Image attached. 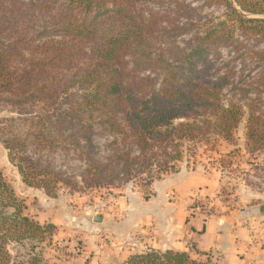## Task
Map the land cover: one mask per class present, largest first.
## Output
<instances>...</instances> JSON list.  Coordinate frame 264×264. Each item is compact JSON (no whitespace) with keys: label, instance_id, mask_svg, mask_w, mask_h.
Wrapping results in <instances>:
<instances>
[{"label":"trees","instance_id":"trees-1","mask_svg":"<svg viewBox=\"0 0 264 264\" xmlns=\"http://www.w3.org/2000/svg\"><path fill=\"white\" fill-rule=\"evenodd\" d=\"M148 1L0 0V106L17 114L0 118V137L26 185L50 197L62 186L78 189L77 177L55 159L59 152L71 151L84 163V187L126 183L139 175L151 184L178 171L177 163L185 153L196 156L199 144L234 140L243 121L246 152L264 153L259 97L243 103L237 99V93L248 97L250 91L261 96V80L242 86L233 80L232 66L225 72L215 67L219 46L240 51L250 40L264 41V0H215L225 5L224 18L190 22L191 41H184L183 48L175 44L178 34L169 31L186 29L172 15L179 7L178 15L190 18L191 9L176 1V10L145 15ZM37 9L47 13V19L35 14ZM40 21L47 30L39 31ZM161 23L165 26L159 27ZM40 35L56 38L47 41ZM161 35L166 48L158 51ZM81 45L88 48L78 58ZM259 56L264 80V50ZM61 63L67 64L69 81L53 84ZM143 71L158 80L140 77ZM231 87L238 91L227 98ZM72 89L77 94L69 110L57 105ZM98 127L120 137L106 160L99 158L94 141ZM217 162L222 171L233 169L231 160ZM258 170L264 171V165L252 164L254 176ZM244 172L245 184L255 187L250 172ZM27 209L0 170V264H48L43 248L58 228L34 219ZM124 264L217 263L198 261L184 250L149 248L130 255Z\"/></svg>","mask_w":264,"mask_h":264},{"label":"rangeland","instance_id":"rangeland-1","mask_svg":"<svg viewBox=\"0 0 264 264\" xmlns=\"http://www.w3.org/2000/svg\"><path fill=\"white\" fill-rule=\"evenodd\" d=\"M176 1L183 2L192 11V16L178 15ZM145 15L157 13L162 16L168 9L177 11L172 18L177 19L176 24L186 31L172 30L175 44L183 48L184 41H191L192 32L188 30L189 23L217 22L225 16V5L215 0H150L144 4ZM39 17L47 19L48 14L34 11ZM200 22V23H201ZM39 31L43 32L42 21L38 23ZM165 26L161 23L159 27ZM54 34V33H53ZM64 38L62 33H57ZM237 35V33H236ZM53 35L38 38L49 41ZM53 38H56L53 36ZM158 51L165 49V40L161 37L156 41ZM86 44V43H82ZM88 46L81 45L77 50L78 58H82V49ZM264 41L250 40L243 43L239 51L228 45L219 46L220 56L215 64L221 72L232 66L235 83L257 85L261 80V96L256 91H250L248 97L231 87L227 89V98H233V90L241 103L248 98L259 97L258 103L264 111V80L259 76L263 70L261 56ZM127 58V62H128ZM128 70L131 65L128 62ZM65 66V67H64ZM67 64L61 63L55 70L52 83L60 80L69 81ZM72 71V70H70ZM140 77L150 75L155 81L158 76L143 71ZM264 75V74H263ZM158 87V83L155 82ZM75 89L67 92V98L59 99L60 107L69 110ZM249 100V99H248ZM17 116L11 113L6 106H0V118ZM245 121L235 132L234 140L214 139L211 144H199L196 156L185 153L177 163L178 171L171 172L146 184L144 175L130 182H114L110 186L84 187L80 174L84 163L79 155L73 151L63 154L59 152L55 159L67 172L76 176L80 187L72 190L62 186L56 197L48 196L44 190L26 185L15 166L10 162L8 151L5 149L0 137V170L6 180L15 189L17 195L23 198L28 205L26 213L41 223L53 222L58 230L43 248V258L48 264H124L127 258L135 253L143 252L149 248L158 250H180L188 242L187 231L189 222L197 215L210 217L222 213H237L255 205L264 208V171H250L252 164L264 165V153L249 155L245 149ZM120 137L110 131L98 127L94 141L99 158L106 160L116 148V141ZM231 151L233 155H228ZM233 161L232 170L224 171L218 168L220 159ZM249 171V180L255 187L245 184L244 178ZM219 184L217 196L203 195L199 191L202 186ZM223 188V189H222ZM206 194V193H205ZM216 200V202H215ZM250 210V209H248ZM264 211V210H263ZM95 218H101L96 220ZM23 252L25 249L20 248ZM15 252V250H14ZM207 262L204 258H195ZM215 263V262H213Z\"/></svg>","mask_w":264,"mask_h":264},{"label":"crops","instance_id":"crops-1","mask_svg":"<svg viewBox=\"0 0 264 264\" xmlns=\"http://www.w3.org/2000/svg\"><path fill=\"white\" fill-rule=\"evenodd\" d=\"M219 189L215 183L204 185L199 191L217 196ZM263 210L255 205L237 213L197 215L187 231L186 240L191 243L180 250L217 264H264Z\"/></svg>","mask_w":264,"mask_h":264},{"label":"water","instance_id":"water-1","mask_svg":"<svg viewBox=\"0 0 264 264\" xmlns=\"http://www.w3.org/2000/svg\"><path fill=\"white\" fill-rule=\"evenodd\" d=\"M96 220H101V218H95Z\"/></svg>","mask_w":264,"mask_h":264}]
</instances>
